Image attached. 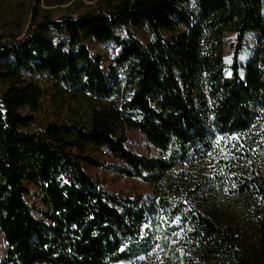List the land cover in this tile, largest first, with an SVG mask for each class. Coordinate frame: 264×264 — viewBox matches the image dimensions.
Wrapping results in <instances>:
<instances>
[{"label":"trees","instance_id":"trees-1","mask_svg":"<svg viewBox=\"0 0 264 264\" xmlns=\"http://www.w3.org/2000/svg\"><path fill=\"white\" fill-rule=\"evenodd\" d=\"M108 2L75 18L35 13L24 38L0 39V264H128L156 244L168 264H264V0ZM90 42L115 46L111 66ZM41 80L86 101L88 121L26 131ZM132 130L150 155L128 148ZM92 149L151 194L103 189Z\"/></svg>","mask_w":264,"mask_h":264},{"label":"rangeland","instance_id":"rangeland-1","mask_svg":"<svg viewBox=\"0 0 264 264\" xmlns=\"http://www.w3.org/2000/svg\"><path fill=\"white\" fill-rule=\"evenodd\" d=\"M108 0H0V39L17 37L22 39L27 35L34 14L37 20L50 17L60 20L66 17H79L88 12L106 13L110 6ZM125 38L126 33L120 31ZM135 38L143 42H149L152 38L148 32L142 29L132 28ZM256 34L247 36L246 45L241 54V61L245 63L255 47ZM235 35L229 33L224 38V57L227 72L232 60ZM89 48L95 56L103 59L104 65L109 67L113 63L117 49L112 44L88 43ZM46 94L41 101L39 110L35 113V123L26 129L31 133L41 131L44 126L51 122L56 123H80L85 124L90 115V106L86 101L73 100L67 95L56 92L50 85L41 80ZM127 146L130 150L141 155H150V147L143 135L135 130L127 134ZM89 154L102 163L101 167L87 166L89 174L100 182L101 187L111 193L124 197H135L137 195L151 194V188L138 179H128L120 172V163L112 159L102 150L92 149ZM33 203V199H30ZM156 234V233H155ZM157 235V234H156ZM5 244L0 235V258L3 257ZM158 244L153 248L150 256L137 259L128 264H168L164 259ZM125 264V263H120Z\"/></svg>","mask_w":264,"mask_h":264},{"label":"snow or ice","instance_id":"snow-or-ice-1","mask_svg":"<svg viewBox=\"0 0 264 264\" xmlns=\"http://www.w3.org/2000/svg\"><path fill=\"white\" fill-rule=\"evenodd\" d=\"M241 147H243L242 145H241ZM233 187H235V185H233ZM165 220H167V218H164ZM177 220H179V217H177ZM176 221H173V223H175ZM145 227H147V225H145ZM144 257H140V259H143Z\"/></svg>","mask_w":264,"mask_h":264}]
</instances>
